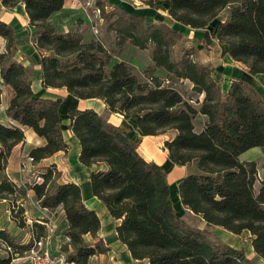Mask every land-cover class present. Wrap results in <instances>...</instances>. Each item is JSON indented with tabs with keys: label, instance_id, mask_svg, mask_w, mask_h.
Returning a JSON list of instances; mask_svg holds the SVG:
<instances>
[{
	"label": "trees",
	"instance_id": "16d2710c",
	"mask_svg": "<svg viewBox=\"0 0 264 264\" xmlns=\"http://www.w3.org/2000/svg\"><path fill=\"white\" fill-rule=\"evenodd\" d=\"M142 1L155 6L160 0ZM166 1L168 14L192 28L208 26L225 11L215 29L216 38L225 43L224 51L246 64L250 73L264 72V0ZM19 2L24 3L29 23L36 27L33 41L43 52V86L65 87L78 98H101L108 112L133 118L143 134L172 130L164 147L171 162L186 166L177 184L183 207L208 225L218 224L235 233L247 229L254 252L264 258V186L254 188L256 161L239 158L250 147H264V99L255 87L239 78L222 90L209 65L188 55L172 58L170 46L173 36L180 33L177 29L161 22L146 23L143 15L123 10L128 22L115 30L140 47L150 46L154 65L173 77L189 79L191 89L203 94L201 100L187 97L171 79L165 83L154 74L140 79L125 60H116L108 68L112 52L101 41H85L77 30L57 29L50 16L62 8L64 0H1L4 6ZM0 35L5 39L0 76L13 89L6 114L45 138L44 144L30 148L27 154L36 162L59 149L67 150L58 111L61 98L41 97L32 91V67L15 58L13 28L1 19ZM199 113L206 121L197 131L193 121ZM68 117V127L80 143L79 160L97 165L90 172L92 192L119 219L117 237L134 259L146 260V264H253L241 249L211 238L205 228L178 214L166 170L146 160L137 143L107 114L71 106ZM23 139L21 127L0 123V170L13 145ZM55 169L50 164L38 173L40 181L27 186L33 188L41 206L54 209L61 205L68 237L61 250L68 261L88 264L91 255L109 249L102 238L93 241L100 217L84 203L79 184L56 181L59 172L55 179ZM23 193L5 175L0 179V198L10 199L11 218L20 226L25 222L16 195ZM46 234L42 224H34L30 240L21 246L26 250L34 239ZM13 245V236L0 229V247L8 251L0 264L9 263L12 254L18 253Z\"/></svg>",
	"mask_w": 264,
	"mask_h": 264
},
{
	"label": "crops",
	"instance_id": "0c3cea01",
	"mask_svg": "<svg viewBox=\"0 0 264 264\" xmlns=\"http://www.w3.org/2000/svg\"><path fill=\"white\" fill-rule=\"evenodd\" d=\"M117 3L121 4L119 0H115ZM161 1V0H160ZM166 1V0H165ZM1 3V0H0ZM19 10L22 12V17H17L14 11V6H2L4 9H0V19L10 24L14 31L15 43L17 46V53L15 58L21 61L25 65H31V89L32 91L41 97L48 98H61V102L58 107V111L61 117V127L62 133L65 141L68 144L67 150L59 149L53 152L51 155L41 158L36 162H31L28 165V169L24 172V168H21V161L25 159V155L34 146H39L45 143V138L37 134L31 127L22 125L18 121L10 118L6 114V107L13 95V89L9 84L4 83L0 76V123L5 125L15 124L22 128L24 132V139L13 145L10 154L8 156L7 162L4 166L5 176L13 181L20 189L24 190L23 194H14L17 198V203L23 208V217L25 226H20L17 222L11 218L10 213V199L0 198V229H6L10 234L16 235L21 228H26L27 239L20 240V244L25 243L30 240L32 227L34 229V224H42L46 228L47 233L51 236V250L54 253L62 252V243L68 241V237L64 234V229L66 226L65 212L61 205L54 209H49L47 207L41 206L36 198L33 188L27 186L28 176L33 175L35 171L42 172L50 164H54L59 172V176L56 179L57 182L63 183L67 181H73L80 185L82 198L87 207L94 209L100 217V228L97 232V237L102 238L108 245L110 251L113 249L112 243L107 242L104 236L103 230V219L111 220L112 231L115 237V244L121 247L119 250V256L121 264H146V260L134 259L127 246L117 237L115 226L118 224L119 219L112 217L106 207V205L100 200L96 195L93 194L91 183H90V172L92 169L96 168L97 165L88 166L79 160L80 143L77 137L72 133L68 127L69 117L68 109L71 106H75L79 109L93 108L98 112H102L108 115L109 120L120 126L136 143L138 152L146 159L153 160L156 163L163 166L166 170V178L169 186L176 188L179 179H181L186 173V166L174 164L168 159L167 149L163 144L156 140L158 134H143L140 132L135 124L133 118H124L122 114L117 112H108L105 102L101 98L90 97V98H78L70 94L65 87H54V86H43L42 84V73L40 66V57L43 52L36 48L34 45L33 37L35 35L36 27L29 23V17L25 11L24 3L19 2ZM68 0H64L62 9L68 7ZM134 14L147 15L152 11L153 6L148 4H141L133 6ZM161 10L163 20H171L170 24L175 28H186L189 25L183 24L175 19H173L167 11V1L166 5ZM54 12L53 14H55ZM53 14L50 16V20L54 23L57 29L61 31L74 30L75 28L69 25H57L58 21H54ZM178 24V26L176 25ZM192 28V27H190ZM206 27L192 28L197 30L196 34L200 32L208 31V36L206 39L213 40L212 47L210 49L209 56L204 61H210L212 64V76L217 79L220 83V78L222 77L225 81L223 90H227L230 82L234 79H243L250 84H252L258 91L262 99H264V72L262 73H250L246 64L241 61L233 59L226 51H224L225 43L220 42L216 36L215 32L211 34ZM24 30L22 32L21 30ZM192 33V30H190ZM189 33V34H190ZM0 38H4L0 35ZM1 42V41H0ZM4 44V43H3ZM2 45H0L1 49ZM5 47H3L4 49ZM1 51V50H0ZM201 116L202 123L196 128L194 123V128L199 131L203 128L206 116L204 114H197L194 118ZM23 156V157H22ZM240 160H254L256 161L257 169L259 170L260 160H264V147L253 146L250 147L239 154ZM99 167H105L104 164H100ZM264 167V166H262ZM27 176V177H26ZM173 184H172V183ZM179 198V195L177 193ZM180 201V200H179ZM181 203V202H180ZM182 205V204H181ZM183 206V205H182ZM179 214V213H178ZM11 234V235H12ZM88 236V235H87ZM119 244V245H118ZM103 255V253H98ZM8 251L2 246L0 247V259L7 257ZM92 256V255H91ZM90 256V257H91ZM96 256V254H93ZM89 257V258H90ZM14 257L10 261H12ZM139 262V263H138ZM141 262V263H140Z\"/></svg>",
	"mask_w": 264,
	"mask_h": 264
},
{
	"label": "rangeland",
	"instance_id": "374dc122",
	"mask_svg": "<svg viewBox=\"0 0 264 264\" xmlns=\"http://www.w3.org/2000/svg\"><path fill=\"white\" fill-rule=\"evenodd\" d=\"M119 1L121 2V4L117 3V1L115 0H68L69 6L65 9L60 10L59 12H56L52 17H54V21H58L57 25H60V27L63 24L66 26L69 25L70 27L72 26V28L74 27V30L79 31L82 34V37L85 41L92 39L101 41L112 52V58L110 60L108 68L116 60H125L130 63L133 71L140 79L144 80L146 76H149L150 74L158 75L159 77L164 79L165 83H168L165 81V79H171L170 83L181 90L185 96L192 97L193 99L198 98L199 100H201L203 94L194 92L191 89L192 83L189 79L173 77L172 74L162 66H156L153 64V61L151 59L150 46L140 47L131 42L129 38L123 36L121 32L115 30V26H122L125 21L128 22L127 18L123 16V10L129 13H133L131 12L134 9L133 6L141 5L144 3L142 0ZM165 5V0L158 1L157 4L153 6L151 10L152 12L150 14L144 15L146 23L161 22L164 24V26H172L170 24V19H168V21H165L161 16V13H163L161 12V10H164L163 8L165 7ZM13 8L16 12L17 17H22V12H20L19 10V4H16ZM0 9H4L3 7H1V3ZM224 15L225 11H221L218 16L213 18L208 24L206 29L209 30L211 34L215 32L216 25L219 19ZM176 25L178 26V24ZM180 27H173L180 33L178 35H174L172 38L174 41V44L170 46L172 58H178L188 55V57L193 58L197 62L207 64L212 67L210 61H204V59H207V57L209 56L210 49L213 46L212 43H214L213 40L209 41L208 39H206V37L208 36V31L202 32L203 34H201L200 32L196 34L197 30L195 29H192L190 27ZM190 30H192V33H190ZM21 31L24 32L23 29ZM0 41V45H2L0 50L4 51L5 48L3 49V47H5V40L3 42V39L0 38ZM16 53L17 51H15V54ZM224 81L225 80L221 77L219 84L221 85L222 90L223 87H225L223 83ZM193 122L195 123L196 128L199 127L202 123L201 116L196 118ZM62 128L65 129L64 126ZM171 135L172 130H168L166 132L159 133L156 137V140L163 144V141L165 139H168ZM23 161H25V159H22L21 161V168H23L22 166L25 165V162ZM262 166H264V160H260L259 162L260 174L264 176V167ZM28 168V166H24V172L27 173L26 170ZM37 171H35L33 175H30L31 179L34 174L37 175L39 173ZM57 174L58 173L55 169V172H53V177H55V179L56 176H58ZM4 175V170H0V179ZM261 186H264V179H256L254 186L255 190L257 191ZM174 189L176 190L175 187H170V195L173 204L177 212L182 217H184L186 221L193 225L205 228L211 238L220 240L232 245L235 248L241 249L244 254L249 257V259H251L253 264H264V258L258 257L251 246L252 236L247 229H244L239 233H235L218 224H206V222L202 218L186 210L181 205L177 193ZM111 226V220L103 219L102 231L104 232V236L107 242L112 243L113 249L104 252L103 255H92L88 260V264H121L119 250H121L122 246H116L114 242L116 239L114 237ZM25 232L26 228H21L16 235L11 233L14 242L12 248L17 247L18 253L12 254L14 259L7 264H30L26 256V250L21 246V244H19L22 238L23 240L27 239L25 237ZM87 237L90 240L89 236ZM48 246L51 248V242L48 244Z\"/></svg>",
	"mask_w": 264,
	"mask_h": 264
},
{
	"label": "built area",
	"instance_id": "2783aa9c",
	"mask_svg": "<svg viewBox=\"0 0 264 264\" xmlns=\"http://www.w3.org/2000/svg\"><path fill=\"white\" fill-rule=\"evenodd\" d=\"M26 160L24 166H28L32 162L31 156L28 154L25 155ZM24 166H22L24 168ZM29 183L34 181H40L41 177L39 174H34L31 177L26 178ZM256 179H264V176L260 174V171L257 169ZM51 242V236L47 233L44 236H40L33 240L32 245L26 249V256L30 264H79L75 261H68L65 257L64 252L53 253L48 244Z\"/></svg>",
	"mask_w": 264,
	"mask_h": 264
}]
</instances>
